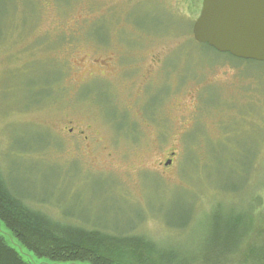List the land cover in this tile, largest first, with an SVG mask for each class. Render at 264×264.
<instances>
[{"label":"rangeland","instance_id":"374dc122","mask_svg":"<svg viewBox=\"0 0 264 264\" xmlns=\"http://www.w3.org/2000/svg\"><path fill=\"white\" fill-rule=\"evenodd\" d=\"M201 7L0 0L8 189L54 221L142 235L179 252H201L214 209L248 215L258 196L263 230L264 63L196 43ZM0 235L28 264H50L1 224ZM135 253L144 261L125 253L124 264H156L145 249ZM194 264L245 263L227 255Z\"/></svg>","mask_w":264,"mask_h":264},{"label":"trees","instance_id":"16d2710c","mask_svg":"<svg viewBox=\"0 0 264 264\" xmlns=\"http://www.w3.org/2000/svg\"><path fill=\"white\" fill-rule=\"evenodd\" d=\"M15 193L8 189L0 176V224L21 248L29 251L33 258L41 262L47 260L50 264H124L122 260H126L123 255L125 253L144 261L143 254L135 252L145 249L156 264H194L198 259L209 261L213 257L227 255H240L245 264H264V248L259 242L263 239L264 229L258 230L256 226V223L259 225L256 222L257 212L263 204L260 196L253 199V211L248 215L234 211L222 216L219 208L214 209L205 222L208 225L204 248L201 252L190 253L159 247L160 245L142 235L117 231L107 233L54 221L25 204L19 196L21 193ZM189 225L186 222L181 224L180 230L188 231ZM252 232L256 236L250 246ZM0 264H28L19 252L6 244L1 235Z\"/></svg>","mask_w":264,"mask_h":264},{"label":"water","instance_id":"95a60500","mask_svg":"<svg viewBox=\"0 0 264 264\" xmlns=\"http://www.w3.org/2000/svg\"><path fill=\"white\" fill-rule=\"evenodd\" d=\"M192 34L218 53L264 63V0H202Z\"/></svg>","mask_w":264,"mask_h":264},{"label":"flooded vegetation","instance_id":"af4514ba","mask_svg":"<svg viewBox=\"0 0 264 264\" xmlns=\"http://www.w3.org/2000/svg\"><path fill=\"white\" fill-rule=\"evenodd\" d=\"M70 132H72V130H69Z\"/></svg>","mask_w":264,"mask_h":264}]
</instances>
